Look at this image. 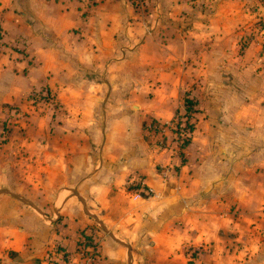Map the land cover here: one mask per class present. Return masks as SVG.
Returning a JSON list of instances; mask_svg holds the SVG:
<instances>
[{"label": "crops", "instance_id": "crops-1", "mask_svg": "<svg viewBox=\"0 0 264 264\" xmlns=\"http://www.w3.org/2000/svg\"><path fill=\"white\" fill-rule=\"evenodd\" d=\"M231 3L0 0V116L30 132L32 161L52 154L54 194L33 201L50 216L0 199V264H89L86 207L129 245L97 236L91 264H264V44L236 55ZM188 101L190 144L161 149L145 128ZM12 172L3 187L26 193Z\"/></svg>", "mask_w": 264, "mask_h": 264}, {"label": "rangeland", "instance_id": "rangeland-1", "mask_svg": "<svg viewBox=\"0 0 264 264\" xmlns=\"http://www.w3.org/2000/svg\"><path fill=\"white\" fill-rule=\"evenodd\" d=\"M239 4L238 0H232L231 3V13L228 15H222L224 18V23H227L230 27L228 28L231 39H235L236 33L238 34L235 41H232V44L237 43L236 55L242 56L244 49L248 48L251 45H255L261 43L263 41L264 44V0H240ZM234 10L239 11L240 13L233 12ZM214 17V16H213ZM211 22L217 25L220 22H223L221 16L219 20L213 19ZM228 20V21H226ZM260 40V41H259ZM258 42V43H257ZM1 109V108H0ZM5 109V106L3 107ZM1 114L0 116V174L4 169L12 170L22 173L20 176V182L23 183L24 189H26V193L9 191L4 185L1 183L0 179V199H8L13 200L14 202H18L20 206H27V204L35 207L36 212L41 214H47L48 216L53 215L52 210L47 212V209H39L36 204L33 202L35 198L38 200H48L52 199L54 194H50L45 192V187L50 180L47 178L48 172L47 168L51 167L53 162L48 160V156L52 154H45L47 149L39 148V152L42 154H36L33 161L31 160L32 148L30 147V142L28 140L33 139L32 136L27 133V129L21 127L20 123L17 122H9L10 119L4 117ZM18 121V119H17ZM19 126V129L17 127ZM38 149V148H37ZM36 150V148L34 149ZM15 154H18V160H15ZM38 156L42 159L38 161ZM21 158V159H20ZM57 164V163H55ZM12 172V174H16ZM19 175V174H18ZM1 177V175H0ZM15 179V178H14ZM34 182V184H33ZM39 184L38 190L36 185ZM35 185V186H34ZM42 185V186H41ZM44 186V188H43ZM21 187V188H23ZM75 192V191H74ZM71 193L69 196L72 197L74 195L79 197L78 193ZM132 196H117L116 205L119 207L122 206H130V201ZM83 205L86 207L85 200L82 198ZM45 204L47 201L44 202ZM92 213L86 207L85 213L90 214L93 219V228L97 232L95 235L96 239L98 237L109 240L111 237L115 238L120 243L129 246L125 241H121L119 238L114 237L112 231L107 227L104 223V219L102 215H97L95 209L92 208ZM46 212V213H45ZM104 214H110V210H103ZM114 219H120V213H113ZM121 221V219H120ZM98 236V237H97ZM88 239V238H87ZM96 239L91 237L88 240H84V243L87 242L89 244L94 243L97 249V257H100L99 246L96 243Z\"/></svg>", "mask_w": 264, "mask_h": 264}, {"label": "built area", "instance_id": "built-area-1", "mask_svg": "<svg viewBox=\"0 0 264 264\" xmlns=\"http://www.w3.org/2000/svg\"><path fill=\"white\" fill-rule=\"evenodd\" d=\"M145 135L149 138L159 140V147L161 149L173 148L178 153H182L184 143L191 141L193 132L186 128V120L178 116L173 122L161 125L158 123H151L145 128ZM170 133V137L167 135ZM171 138V140H170ZM156 196L151 188L141 187L134 192V200L151 199ZM81 255L84 256L89 264L97 258V249L94 243H84Z\"/></svg>", "mask_w": 264, "mask_h": 264}, {"label": "trees", "instance_id": "trees-1", "mask_svg": "<svg viewBox=\"0 0 264 264\" xmlns=\"http://www.w3.org/2000/svg\"><path fill=\"white\" fill-rule=\"evenodd\" d=\"M187 112L183 118L186 120V128L190 129L192 132L195 130V123H194V118L193 115L197 113L196 110L193 109V103L192 102H187ZM190 144V141L184 143V147H182V153H184V150L188 147ZM91 243V242H90Z\"/></svg>", "mask_w": 264, "mask_h": 264}]
</instances>
